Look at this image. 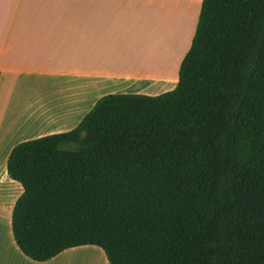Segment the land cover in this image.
<instances>
[{
    "label": "trees",
    "instance_id": "1",
    "mask_svg": "<svg viewBox=\"0 0 264 264\" xmlns=\"http://www.w3.org/2000/svg\"><path fill=\"white\" fill-rule=\"evenodd\" d=\"M21 250L109 264H264V0H203L176 88L101 97L16 145Z\"/></svg>",
    "mask_w": 264,
    "mask_h": 264
},
{
    "label": "crops",
    "instance_id": "2",
    "mask_svg": "<svg viewBox=\"0 0 264 264\" xmlns=\"http://www.w3.org/2000/svg\"><path fill=\"white\" fill-rule=\"evenodd\" d=\"M202 3L0 0V264H109L93 244L46 261L21 250L12 215L24 188L9 158L23 141L72 130L107 94L176 88Z\"/></svg>",
    "mask_w": 264,
    "mask_h": 264
},
{
    "label": "rangeland",
    "instance_id": "3",
    "mask_svg": "<svg viewBox=\"0 0 264 264\" xmlns=\"http://www.w3.org/2000/svg\"><path fill=\"white\" fill-rule=\"evenodd\" d=\"M82 263H85V262L83 261ZM90 264H94V263L92 262V263H90Z\"/></svg>",
    "mask_w": 264,
    "mask_h": 264
}]
</instances>
